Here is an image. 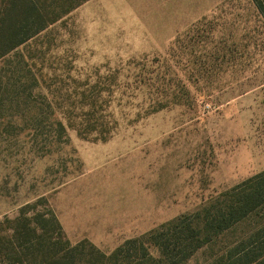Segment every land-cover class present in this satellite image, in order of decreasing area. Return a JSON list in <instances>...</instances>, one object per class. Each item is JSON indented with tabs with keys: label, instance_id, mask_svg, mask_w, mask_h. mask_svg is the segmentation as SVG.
I'll return each mask as SVG.
<instances>
[{
	"label": "rangeland",
	"instance_id": "374dc122",
	"mask_svg": "<svg viewBox=\"0 0 264 264\" xmlns=\"http://www.w3.org/2000/svg\"><path fill=\"white\" fill-rule=\"evenodd\" d=\"M187 2L203 9L169 40L92 0L0 61V237L35 206L110 254L264 171V20L250 0ZM259 228L248 217L187 264H228Z\"/></svg>",
	"mask_w": 264,
	"mask_h": 264
},
{
	"label": "trees",
	"instance_id": "16d2710c",
	"mask_svg": "<svg viewBox=\"0 0 264 264\" xmlns=\"http://www.w3.org/2000/svg\"><path fill=\"white\" fill-rule=\"evenodd\" d=\"M89 0H0V61ZM264 20V0H250ZM60 132L65 128L55 123ZM25 206L0 237V264H187L248 217L264 215V171L184 215L126 240L110 254L86 241L71 246L51 211ZM247 246L235 244L221 255L228 264H264V228ZM256 240V241H255ZM253 242H255L253 244Z\"/></svg>",
	"mask_w": 264,
	"mask_h": 264
},
{
	"label": "crops",
	"instance_id": "0c3cea01",
	"mask_svg": "<svg viewBox=\"0 0 264 264\" xmlns=\"http://www.w3.org/2000/svg\"><path fill=\"white\" fill-rule=\"evenodd\" d=\"M82 5L80 11L85 12V5ZM123 3L125 16L133 20V28L138 34L146 36V40H169L172 34L179 31L181 27L186 25L182 22L194 16L197 9L194 4L191 6L187 0L181 1L177 5L173 4L177 0H116ZM189 1V0H188ZM190 5V6H189ZM191 13V14H190ZM161 37V38H160Z\"/></svg>",
	"mask_w": 264,
	"mask_h": 264
}]
</instances>
